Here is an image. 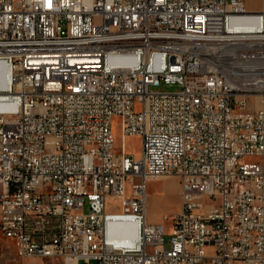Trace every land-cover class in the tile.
<instances>
[{
    "label": "built area",
    "instance_id": "2783aa9c",
    "mask_svg": "<svg viewBox=\"0 0 264 264\" xmlns=\"http://www.w3.org/2000/svg\"><path fill=\"white\" fill-rule=\"evenodd\" d=\"M0 229L18 258L264 264V0H0Z\"/></svg>",
    "mask_w": 264,
    "mask_h": 264
},
{
    "label": "rangeland",
    "instance_id": "374dc122",
    "mask_svg": "<svg viewBox=\"0 0 264 264\" xmlns=\"http://www.w3.org/2000/svg\"><path fill=\"white\" fill-rule=\"evenodd\" d=\"M250 10H259L263 6V0H241ZM161 91H176L179 86L175 84L162 83L157 87ZM258 101V100H257ZM114 133L116 135V150H120L124 142L127 152L133 154L137 159L142 153V138L139 135H128L122 138L120 120H114ZM148 195V218L157 223H163L166 227V239H169L172 229V220L170 215L178 212L181 205V188L179 179L175 176L162 175L150 177L147 180ZM208 205L216 204L218 199H206ZM6 249L0 256V264H64L61 260H42L39 257L30 256L26 258H18L16 254V246L10 241L5 242ZM79 264H87L81 260Z\"/></svg>",
    "mask_w": 264,
    "mask_h": 264
},
{
    "label": "bare ground",
    "instance_id": "6f19581e",
    "mask_svg": "<svg viewBox=\"0 0 264 264\" xmlns=\"http://www.w3.org/2000/svg\"><path fill=\"white\" fill-rule=\"evenodd\" d=\"M150 177H157V176H150ZM150 177H148V179ZM6 241L10 242L8 232H6L4 229H0V256L4 253L6 249V245H7L5 244ZM69 264H73V263H69Z\"/></svg>",
    "mask_w": 264,
    "mask_h": 264
},
{
    "label": "crops",
    "instance_id": "0c3cea01",
    "mask_svg": "<svg viewBox=\"0 0 264 264\" xmlns=\"http://www.w3.org/2000/svg\"><path fill=\"white\" fill-rule=\"evenodd\" d=\"M180 207H181V205H180V202H179V207H178V209H180ZM151 222H153V223H157V221H155V219L153 218V221H151ZM159 223V222H158Z\"/></svg>",
    "mask_w": 264,
    "mask_h": 264
}]
</instances>
